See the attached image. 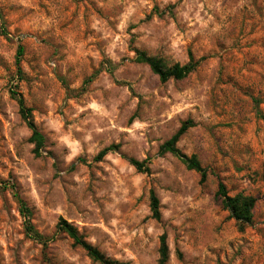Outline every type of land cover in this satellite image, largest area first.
Here are the masks:
<instances>
[{"label": "rangeland", "instance_id": "obj_1", "mask_svg": "<svg viewBox=\"0 0 264 264\" xmlns=\"http://www.w3.org/2000/svg\"><path fill=\"white\" fill-rule=\"evenodd\" d=\"M137 51L199 66L161 83ZM19 97L45 138L40 157ZM262 117L264 0H0V264H98L61 220L121 263L159 264L166 235L168 264H264ZM187 122L177 147L205 183L159 154ZM220 183L256 200L243 231Z\"/></svg>", "mask_w": 264, "mask_h": 264}, {"label": "trees", "instance_id": "obj_2", "mask_svg": "<svg viewBox=\"0 0 264 264\" xmlns=\"http://www.w3.org/2000/svg\"><path fill=\"white\" fill-rule=\"evenodd\" d=\"M23 50L20 48L18 51V57H22ZM136 62L147 65L151 72L156 75L161 83H167L170 80L182 81L192 74L199 66V62H195L193 57H190V61L187 65L181 66L179 64L169 65L165 60L159 57H151L145 52H136ZM18 103L21 113L25 120L28 122L29 127L32 130V137L30 141L35 144L34 153L37 157L41 156V151L45 143V138L36 130L32 118L31 110L27 109L24 104V100L19 97ZM264 119V117H262ZM192 127L191 122L185 123L178 133L174 135L170 140L165 142L161 147L159 154L166 155L171 154L186 166L188 170L195 171L201 176V182L205 183L207 179V170L204 169L196 156L188 158L177 147L180 138ZM118 150V147H109L99 153L96 161H101L108 154ZM130 164L142 174H150V168L147 162H138L131 160ZM217 196L220 197L222 205L229 213L230 219L234 220L239 227L240 231H243L245 227L251 225L253 222V211L255 209L256 200L253 197L238 194L234 197L229 196L227 189L223 183L219 184ZM150 207L152 219L159 222L161 220L160 213V201L156 194L152 191L150 195ZM21 212L27 223L28 235L34 237V239L42 241V238L36 234L33 227L29 224L30 213L26 205L19 200ZM58 232L66 234L73 242V246L82 249L88 258L98 264H127L113 260L97 248L88 244L83 236L79 235L77 230L69 225L65 220H61L57 226ZM169 261V248L167 246V237L163 235L160 239V260L159 264H168Z\"/></svg>", "mask_w": 264, "mask_h": 264}]
</instances>
